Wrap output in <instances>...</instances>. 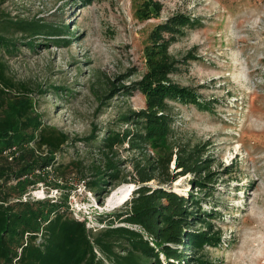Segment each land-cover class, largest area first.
<instances>
[{"label": "rangeland", "instance_id": "374dc122", "mask_svg": "<svg viewBox=\"0 0 264 264\" xmlns=\"http://www.w3.org/2000/svg\"><path fill=\"white\" fill-rule=\"evenodd\" d=\"M0 12L67 31L59 39H70L69 46L56 37L30 45L14 35L17 49L6 56L11 75L29 87L44 125L71 137L57 160L77 162L63 177L51 166L36 170L43 180L24 199L66 201L68 213L93 230L105 226L100 217L124 206L127 199L114 197L121 186L133 185L132 198L138 184L124 180L131 181L133 162L144 154L127 144L119 147V179H108L97 191L89 183L97 179L93 165H101L102 156L94 140L76 139L127 128L122 116L145 108L146 96L134 89L105 98L109 85L140 80L152 32L173 16L189 17L179 31L163 32L168 52L179 61L173 80L199 101H170L175 117L170 140L189 150L198 147L212 175L200 186L199 175L188 173L172 189L198 202L190 231L208 229L210 221L208 235L220 237L196 252V264H264V0H0ZM147 155L157 151L149 146ZM149 185L160 187L155 179ZM179 248L185 259L193 255L191 244Z\"/></svg>", "mask_w": 264, "mask_h": 264}, {"label": "trees", "instance_id": "16d2710c", "mask_svg": "<svg viewBox=\"0 0 264 264\" xmlns=\"http://www.w3.org/2000/svg\"><path fill=\"white\" fill-rule=\"evenodd\" d=\"M188 23L189 17L176 15L158 25L146 47L147 71L142 78L129 85H109L105 98L134 89L146 96L145 108L122 116L127 128H106L102 138L91 135L76 139L94 140L102 156L101 165H93L97 179L89 183L97 191L108 179H119L121 169L115 160L119 147L127 144L130 150L144 154L133 162L131 181L124 180L138 184L132 198L117 214L100 217L105 226L93 230L86 220L68 213L66 201L24 199L43 180L36 170L51 166L63 177L66 168L77 162L57 160L71 137L58 127L44 125L34 110L29 87L11 75L6 56L17 49L14 35L20 34L30 45L38 38L56 37V43L64 41L69 46L70 39H59L67 31L45 21L0 12V264H196L200 261L196 252L206 242L220 239L208 235L210 221L208 229L190 231L196 225L190 220L198 202L172 189L173 183L188 173L199 175L200 186L212 175L198 147L189 150L188 145L170 140L175 133L170 101H199L194 91L173 80L179 61L168 52L163 32L179 31ZM149 146L157 151L154 157L147 155ZM173 160L175 167L171 169ZM154 179L160 187L149 185ZM196 218L202 219L199 214ZM188 244L193 255L185 259L179 246Z\"/></svg>", "mask_w": 264, "mask_h": 264}, {"label": "bare ground", "instance_id": "6f19581e", "mask_svg": "<svg viewBox=\"0 0 264 264\" xmlns=\"http://www.w3.org/2000/svg\"><path fill=\"white\" fill-rule=\"evenodd\" d=\"M133 190V185L129 186H121L117 191L114 193V197L118 198V202L128 200L130 198V194Z\"/></svg>", "mask_w": 264, "mask_h": 264}]
</instances>
